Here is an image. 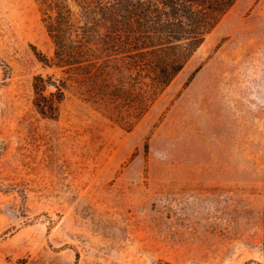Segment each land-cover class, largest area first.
<instances>
[{"label": "rangeland", "instance_id": "rangeland-1", "mask_svg": "<svg viewBox=\"0 0 264 264\" xmlns=\"http://www.w3.org/2000/svg\"><path fill=\"white\" fill-rule=\"evenodd\" d=\"M36 0H0V264H264V0H237L127 131L72 91ZM56 84L52 85L51 81Z\"/></svg>", "mask_w": 264, "mask_h": 264}, {"label": "trees", "instance_id": "trees-1", "mask_svg": "<svg viewBox=\"0 0 264 264\" xmlns=\"http://www.w3.org/2000/svg\"><path fill=\"white\" fill-rule=\"evenodd\" d=\"M237 0H36L54 43L41 60L63 75L37 111L56 118L72 91L131 131L185 68Z\"/></svg>", "mask_w": 264, "mask_h": 264}, {"label": "water", "instance_id": "water-1", "mask_svg": "<svg viewBox=\"0 0 264 264\" xmlns=\"http://www.w3.org/2000/svg\"><path fill=\"white\" fill-rule=\"evenodd\" d=\"M51 84H52V85H55V84H56V81H55V80H52V81H51Z\"/></svg>", "mask_w": 264, "mask_h": 264}]
</instances>
